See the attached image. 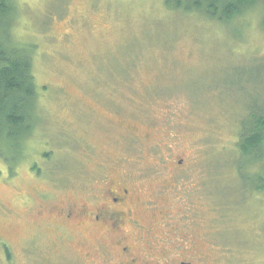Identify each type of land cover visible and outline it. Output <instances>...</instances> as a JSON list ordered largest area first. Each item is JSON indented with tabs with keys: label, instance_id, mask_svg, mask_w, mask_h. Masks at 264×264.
Here are the masks:
<instances>
[{
	"label": "rangeland",
	"instance_id": "rangeland-1",
	"mask_svg": "<svg viewBox=\"0 0 264 264\" xmlns=\"http://www.w3.org/2000/svg\"><path fill=\"white\" fill-rule=\"evenodd\" d=\"M12 1L37 94L29 139L0 155V264L115 257L80 218L54 217L81 208L90 148L134 172L152 223L180 227V248L196 240L205 258L193 264H264V192L248 181L262 162L233 160L235 120L264 105V2L226 22L164 0Z\"/></svg>",
	"mask_w": 264,
	"mask_h": 264
},
{
	"label": "flooded vegetation",
	"instance_id": "flooded-vegetation-1",
	"mask_svg": "<svg viewBox=\"0 0 264 264\" xmlns=\"http://www.w3.org/2000/svg\"><path fill=\"white\" fill-rule=\"evenodd\" d=\"M119 126L128 125L120 122ZM89 151L95 155V163L84 173V202L80 209L75 204L58 207L55 219L64 223L80 218L82 223L74 224L83 229L86 239L97 246H113L117 253L112 254L115 257L111 262L102 260L104 264H193L192 260L205 258L201 249L194 247L196 240H190L188 248H180L186 237L179 236L177 225L172 232L173 223H152L151 207L139 196L134 172L122 170L125 167L120 157L97 155L91 148ZM37 196L42 200L48 193L40 191Z\"/></svg>",
	"mask_w": 264,
	"mask_h": 264
},
{
	"label": "trees",
	"instance_id": "trees-1",
	"mask_svg": "<svg viewBox=\"0 0 264 264\" xmlns=\"http://www.w3.org/2000/svg\"><path fill=\"white\" fill-rule=\"evenodd\" d=\"M264 0H164L166 8L182 14H203L215 21H231L248 7ZM17 9L12 0H0V155L23 148L33 129L36 84L32 71V48L12 41V20ZM236 124L237 166L262 162L248 178L253 193L264 192V105L241 115ZM240 162L242 165H240ZM259 183V184H258ZM7 253V252H6ZM8 254V253H7ZM8 256V255H7Z\"/></svg>",
	"mask_w": 264,
	"mask_h": 264
},
{
	"label": "bare ground",
	"instance_id": "bare-ground-1",
	"mask_svg": "<svg viewBox=\"0 0 264 264\" xmlns=\"http://www.w3.org/2000/svg\"><path fill=\"white\" fill-rule=\"evenodd\" d=\"M207 246V245H206Z\"/></svg>",
	"mask_w": 264,
	"mask_h": 264
}]
</instances>
